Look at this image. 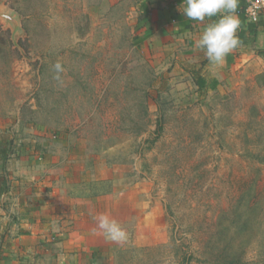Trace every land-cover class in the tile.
<instances>
[{"label": "rangeland", "instance_id": "rangeland-1", "mask_svg": "<svg viewBox=\"0 0 264 264\" xmlns=\"http://www.w3.org/2000/svg\"><path fill=\"white\" fill-rule=\"evenodd\" d=\"M173 1L0 0V177L50 176L99 246L81 264H264V28L201 90Z\"/></svg>", "mask_w": 264, "mask_h": 264}, {"label": "crops", "instance_id": "crops-1", "mask_svg": "<svg viewBox=\"0 0 264 264\" xmlns=\"http://www.w3.org/2000/svg\"><path fill=\"white\" fill-rule=\"evenodd\" d=\"M172 3L175 4L173 1L167 3L166 6H172ZM166 6L161 9L159 17L164 18L169 34L188 35L187 33L191 34L193 29L204 31L208 23L220 18L217 16L215 19L209 18L204 22L181 27L177 20L168 22L163 10ZM182 7L177 6L175 10L181 13ZM149 11L150 14L151 7H149ZM238 17L241 26L237 35L241 44L226 57L221 66L210 64L205 51L196 47L195 41L201 33H198L197 38L188 39L191 56L200 62L198 68L190 67L191 73L195 82L197 80L204 81L205 90H214L220 85L223 76L234 65L237 58L236 53L241 52L244 48L252 47L257 41L260 29L264 28V19H261L262 25L257 28L255 26L253 32L249 30L251 22L247 18L242 20L239 15ZM201 70H210L213 75L210 78L201 76ZM22 155L19 159L24 161L25 158ZM42 158L40 161L43 167L46 166L45 163L51 162L49 155L45 159ZM26 160L30 163L28 158ZM2 162L5 161L0 159V163ZM21 163L26 164L25 162ZM50 172L48 171V173ZM68 202L69 200L65 198L63 192L50 180L49 175L45 177L43 184L36 182L34 187L21 179L10 185L5 183L3 177H0V264H78L80 254H84V252L98 253L99 246L87 241L91 238L89 237L91 236L90 231L85 232V230H90L84 226V222L87 220L80 222L77 213L75 214L72 208L69 210ZM73 202L75 203V200Z\"/></svg>", "mask_w": 264, "mask_h": 264}, {"label": "clouds", "instance_id": "clouds-1", "mask_svg": "<svg viewBox=\"0 0 264 264\" xmlns=\"http://www.w3.org/2000/svg\"><path fill=\"white\" fill-rule=\"evenodd\" d=\"M183 4L182 13L189 20L204 22L212 17H220L208 23L195 45L205 51L210 64L223 65L226 57L241 44L237 35L241 26L237 15L239 0H184ZM54 68L57 73L63 71L59 63ZM96 219L97 228L107 240L120 242L127 238L126 231L117 220L103 214Z\"/></svg>", "mask_w": 264, "mask_h": 264}, {"label": "trees", "instance_id": "trees-1", "mask_svg": "<svg viewBox=\"0 0 264 264\" xmlns=\"http://www.w3.org/2000/svg\"><path fill=\"white\" fill-rule=\"evenodd\" d=\"M183 2H184V0H177L176 2H174L175 4L172 3L174 5L173 9H169L168 7H165L163 9L165 12V17L168 20V22H172L173 20H177L181 27L190 25L192 23H199V21H192V20L187 19L182 12L179 13L177 10H175V7H177V6L178 7H180V6L184 7ZM141 7H142L143 13L148 15L150 12L149 11V5L147 3H143L141 5ZM245 11H246L245 0H239V8H238L237 14L240 16V18L242 20H246ZM216 17H212V18L215 19ZM260 25H262L261 19L257 23L251 22L249 30L254 32L255 26L257 28ZM196 83L199 86V89L203 90L206 88V84L204 83V81H198L197 80ZM11 152H12V142L7 140V139L1 140V142H0V159L3 161H6L9 158V155Z\"/></svg>", "mask_w": 264, "mask_h": 264}, {"label": "built area", "instance_id": "built-area-1", "mask_svg": "<svg viewBox=\"0 0 264 264\" xmlns=\"http://www.w3.org/2000/svg\"><path fill=\"white\" fill-rule=\"evenodd\" d=\"M246 18L253 23L259 22L261 13L264 10V0H245Z\"/></svg>", "mask_w": 264, "mask_h": 264}]
</instances>
